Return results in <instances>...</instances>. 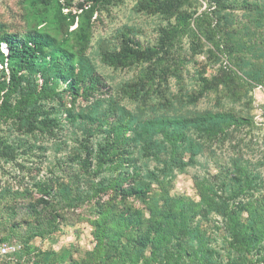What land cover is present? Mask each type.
<instances>
[{
  "label": "rangeland",
  "instance_id": "rangeland-1",
  "mask_svg": "<svg viewBox=\"0 0 264 264\" xmlns=\"http://www.w3.org/2000/svg\"><path fill=\"white\" fill-rule=\"evenodd\" d=\"M96 2L88 38L78 49L87 20L83 10ZM70 11L82 13L73 25L65 18ZM0 21L16 31L38 28L67 37L66 44L98 75L105 92L140 113L146 121L140 137L151 136L154 147L165 131L153 121L171 117L173 127L174 118L186 114L201 117L194 124L192 118L187 124L176 121V127L187 126L188 135L203 144L198 155L188 152L175 161L176 149L155 156L141 143L126 155L129 147L114 140L112 151L102 157L97 149L81 146L89 126L58 116L70 101L65 85L44 90L41 107L28 106L26 81L32 78L24 73V88L13 91L7 103L2 104L0 91V196L10 189L30 191L29 205L47 191L46 178L69 180L70 173L74 195L60 196L56 183L39 216L26 215L20 198L11 222L16 227L1 226L0 238L22 241L25 252H39L45 264L264 260V0H0ZM257 73L262 81L253 80ZM75 106L80 110L86 102L78 97ZM22 108L47 111L49 126L58 116L62 129L53 133L38 122L17 127L7 114ZM216 112L223 114L218 118ZM135 163L154 191L167 186L165 198L184 195L191 208L185 229L172 226L169 239L141 254L126 245L132 233L110 209L115 201L120 207L143 206L138 198L113 191L128 180ZM100 204L108 206L102 215L96 209ZM142 214L152 218L149 210Z\"/></svg>",
  "mask_w": 264,
  "mask_h": 264
},
{
  "label": "trees",
  "instance_id": "trees-1",
  "mask_svg": "<svg viewBox=\"0 0 264 264\" xmlns=\"http://www.w3.org/2000/svg\"><path fill=\"white\" fill-rule=\"evenodd\" d=\"M41 1L46 4L50 2V0ZM97 8L98 3L96 2L83 10V15L87 20L85 26L80 27L81 45L78 46V49L82 47L88 38V28ZM79 17H82V13L73 11L68 12L65 16L71 25ZM67 41V37L59 39L38 28L22 32L12 30L4 22L0 21V91H4L2 104L10 100L8 97L13 91L22 89L23 74L26 73L32 79L26 81L28 87L25 89V93L28 91L29 97L26 98L25 105L36 107L42 100L44 90L49 89L53 84L62 82L65 85L64 91L70 101L58 109V116L67 122L80 121L82 124L89 126L90 129L84 130L81 136V146L88 148L92 152L97 149L96 154H102V157L112 151V146L116 144L115 141H120L121 146L125 149L129 147L130 151L126 155L135 153L138 148H141V143L146 146L145 149L151 150L155 156H158L163 150L167 151L168 147L180 151L179 154L175 155V161H182L183 155L188 152L192 157L202 152L203 144L188 135L187 126L176 127L178 124L176 121L187 124L189 118H192V123L194 124L201 117L200 114L177 116L174 118L173 127L170 126V122L173 119L171 117L168 118L166 116L153 121L165 131L164 138L155 140L159 148L154 147V145L150 144L151 136L140 137L142 125L146 122L143 118H140V113L120 105L114 97L107 94L104 90V85L101 86L100 82H98L100 81L98 75L86 66L83 57L79 56L72 46L69 47L66 44ZM37 77L41 79V84L36 82ZM253 78L254 81H262L259 73L255 74ZM78 97H81L86 102V106L80 110H77L75 106V100ZM30 111L23 109L18 114L17 112H12L9 115L7 114V116L13 115L12 120L17 127L28 128L38 122L46 128L50 127L49 129L53 133L56 132L57 128H59V131L62 129V127H59L60 119L58 116L54 120L57 124L49 126L51 119L47 111H39L37 113H31ZM221 114L223 113L216 112V117L220 118ZM46 121H49L48 124H45ZM98 134L102 135L101 139L97 138ZM112 141L114 142L112 143ZM83 161L86 162V160ZM135 167L136 163L134 164L135 171H131L128 174V180L115 186L113 191L123 197L132 196L138 198L143 203V206L129 205L120 207V202L117 201L113 202L112 205L109 203L108 206L111 205V211L118 214V220L123 225V230L126 229L132 233V238L127 240L126 245H132L135 248V252L141 254L148 248L155 250L166 239H169L168 236L172 226L185 229L189 222L191 208L187 206L188 199L184 195L165 198L163 193L169 192L167 186L159 192L154 191L151 188V183L143 179ZM72 179H74V174L70 173L69 180ZM46 180L47 183L44 186L48 188L47 191L37 192V194H41L40 198H37L34 203L32 202L29 205L28 202L32 200L27 197L31 194L30 191H13L10 189L8 193L6 192L7 194L5 192L1 194L0 228L4 225L11 226V228L16 227L15 224L11 225V222H14L17 215L20 198H24L23 202L25 204L22 207L25 209L26 215L35 213V216H39L45 209L43 206L48 203L46 202L47 197L56 193L53 192V186L56 183L61 187L59 192H57L60 196L71 199L74 195L71 183L64 176H51L46 178ZM43 202L45 203L42 206ZM108 206L106 204L98 205L96 207L98 214L102 215L106 212ZM146 210H149L152 217L149 220H146L142 214ZM160 218L162 221L155 220ZM104 227L103 223L101 228ZM121 235L122 232L119 233L116 240ZM194 236L195 234H193ZM5 240L9 239L0 238V242Z\"/></svg>",
  "mask_w": 264,
  "mask_h": 264
},
{
  "label": "built area",
  "instance_id": "built-area-1",
  "mask_svg": "<svg viewBox=\"0 0 264 264\" xmlns=\"http://www.w3.org/2000/svg\"><path fill=\"white\" fill-rule=\"evenodd\" d=\"M25 244L19 240H8L0 243V264H45L38 256L39 252L27 254ZM264 264V260L256 262Z\"/></svg>",
  "mask_w": 264,
  "mask_h": 264
}]
</instances>
